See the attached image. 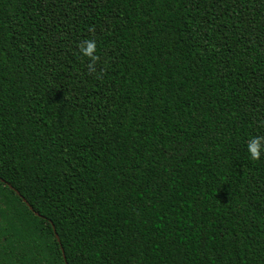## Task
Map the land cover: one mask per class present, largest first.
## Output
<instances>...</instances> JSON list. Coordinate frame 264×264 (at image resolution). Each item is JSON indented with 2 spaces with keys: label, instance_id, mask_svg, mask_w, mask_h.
<instances>
[{
  "label": "trees",
  "instance_id": "trees-1",
  "mask_svg": "<svg viewBox=\"0 0 264 264\" xmlns=\"http://www.w3.org/2000/svg\"><path fill=\"white\" fill-rule=\"evenodd\" d=\"M0 264H264V0H0Z\"/></svg>",
  "mask_w": 264,
  "mask_h": 264
},
{
  "label": "clouds",
  "instance_id": "clouds-1",
  "mask_svg": "<svg viewBox=\"0 0 264 264\" xmlns=\"http://www.w3.org/2000/svg\"><path fill=\"white\" fill-rule=\"evenodd\" d=\"M84 47L81 48V52L84 56L94 59L95 53V43L92 41H86ZM260 140L257 138H253L248 145L249 155L252 159H257L260 154L259 149Z\"/></svg>",
  "mask_w": 264,
  "mask_h": 264
},
{
  "label": "water",
  "instance_id": "water-1",
  "mask_svg": "<svg viewBox=\"0 0 264 264\" xmlns=\"http://www.w3.org/2000/svg\"><path fill=\"white\" fill-rule=\"evenodd\" d=\"M23 202L27 205V207H29V209L32 211V208L26 203V201L25 200H23ZM35 215H37L38 216V214H35ZM55 237H56V239H57V241L59 242V238H58V236L57 235H55Z\"/></svg>",
  "mask_w": 264,
  "mask_h": 264
}]
</instances>
